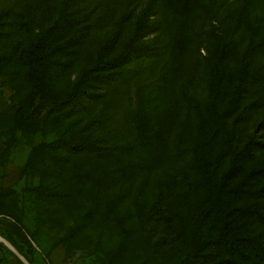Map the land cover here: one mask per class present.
Segmentation results:
<instances>
[{
  "label": "rangeland",
  "instance_id": "obj_1",
  "mask_svg": "<svg viewBox=\"0 0 264 264\" xmlns=\"http://www.w3.org/2000/svg\"><path fill=\"white\" fill-rule=\"evenodd\" d=\"M148 1L0 0V264H132V256L150 255L146 235L135 231L126 240L127 254H119L117 231H100L101 194L74 187L70 207L63 208L41 193V188L36 189L57 181L52 174L39 173V158L31 172L25 170L33 163L35 148L59 139V134L76 143L87 130L115 128L114 120L121 113L111 105L105 108L102 99L73 107L75 96L83 90L108 96L116 92L124 99L135 98L137 93L152 98L150 108L168 132V142L162 146L167 152L160 161L163 165L149 172L148 187L139 192L138 204L159 194L161 208L181 210V221L190 209L196 212L208 184L206 171L193 163L192 150L203 143L207 168H213L220 188L231 192L226 197L228 207H255L264 212V0H199L200 10L168 15L162 22L151 12L150 27L138 39L142 51L126 66L132 70L133 85L126 87L120 77L107 83L95 73L81 78L86 69L122 52L123 41L110 40L117 33L132 34L133 21ZM192 31L198 35L192 37L202 43L199 51L191 42L182 43ZM217 35L225 43L217 112L234 103L223 125L218 118L212 124L205 118L212 98ZM37 36L46 40L48 53L46 66L39 70L28 67L22 58V51ZM132 102L124 101L121 109ZM93 115H104V123L91 122ZM166 115L175 119L166 121ZM214 130L205 144L207 134ZM221 153L225 155L220 165L210 167ZM80 161L76 163L84 164ZM45 162L48 169L54 166L53 161ZM73 166L70 161L64 164L58 179L74 183L80 174L79 167ZM249 190H260L261 195L250 197ZM91 210L95 215L84 221L87 229L76 239L69 238L72 221L83 220ZM66 215L71 217L62 220ZM228 221L238 223L239 234L252 229L264 241V221L242 210L231 213ZM214 222L222 224V218ZM164 226L158 223L154 238L168 233ZM262 260L264 264V256ZM149 264H166V259L155 255Z\"/></svg>",
  "mask_w": 264,
  "mask_h": 264
},
{
  "label": "trees",
  "instance_id": "obj_2",
  "mask_svg": "<svg viewBox=\"0 0 264 264\" xmlns=\"http://www.w3.org/2000/svg\"><path fill=\"white\" fill-rule=\"evenodd\" d=\"M200 7L199 0H149L135 17L132 34L124 37L117 33L110 40V43H115L118 39L122 40V52L100 65L86 69L81 78H89L91 73H95V75H103L107 83L113 84L120 77L126 87L133 85L132 70L126 66L133 62L142 51L138 39L150 27L148 21L150 13L153 12V15H157L159 21L162 22L168 15L184 16L200 10ZM125 21L122 19L121 23ZM193 35L198 37L196 32L192 31L188 37H183L182 43L187 46L191 42L196 51H199L202 43L193 38ZM215 41V56L210 78L212 98L206 109L205 118L210 124L218 118V122L223 125L225 118L232 112L234 103H230L222 112H217L216 97L223 79L225 43L218 35ZM46 44V40L41 36L29 42L22 51L23 61L28 67L39 70L46 66L48 59ZM143 48L147 49V45ZM99 99H102L105 108L111 105L117 110L116 113H121L120 117L114 120L115 128L87 130L84 139L76 143L62 139V134H59V139L43 147L37 146L30 159L33 163L29 162L26 165V172L32 171L36 159L39 158V173L52 174L57 181L41 185L36 189L41 188V193L56 200L58 204L63 205V208L70 207L74 187L87 188L89 192L101 194L103 211L101 212L102 222L99 225L100 231L102 233L106 229L117 231L119 236L117 252L119 254H127L126 240L135 231L140 235H146L147 243L151 247L150 255L146 258L134 255L131 258L132 264H149L150 260H154L155 255L164 256L166 264H262L264 241L261 233L253 234V230L249 229L244 234L243 232L239 234L238 223L228 221V217L236 210L239 212L242 210L264 221V212L255 207L247 209L241 206L228 207L226 197L231 192L228 193L223 188L221 189L213 168H207L201 151L203 143L192 150L193 163L200 170L206 171L205 178L208 184L205 196L197 206L196 212L190 209L181 221V210L170 207L167 211L161 208L162 202L159 194L151 201L147 199L145 203L138 204L139 192L148 187L149 172L163 165L160 161L166 157L167 148L162 146L168 142V132L164 131L165 126H159L160 118L150 108L152 98L144 93H137L135 98L128 96L124 99L116 95V92L108 96L102 92L83 90L75 96L73 107H84L86 103H95ZM132 99V105L126 103V108L121 109L124 101ZM110 118L112 119V116ZM103 119L104 115L101 117L93 115L91 122L96 120L99 124H103ZM171 119L174 120L175 117L166 115L164 118L166 121ZM74 133L81 134L80 131H74ZM214 133L215 130L207 134L205 144L210 142ZM61 151H65L67 155L61 154ZM224 155L225 153H221L215 156L212 164L208 165L219 166ZM80 159L84 160V164L76 163ZM46 160L53 161L54 166L50 169L46 168ZM69 161L70 166L74 163L73 168L79 167L80 175L74 178L75 184L72 181L63 182L58 179L63 165ZM157 163L160 165L156 166ZM151 164L154 167H150ZM58 181L60 182L57 183ZM246 194L250 197L260 196L261 191L249 190ZM156 214L162 215L161 218L157 219ZM94 215L95 211L91 210L84 214L83 220H80L81 218L79 221L73 220L68 230V237L76 239L82 234L87 229L84 221L93 219ZM69 217L71 216L66 215L62 220L69 219ZM219 217L222 218V224L217 225L214 221H217ZM210 219L212 224L208 223ZM163 222L166 225L163 228L168 233L154 238L152 233L155 227ZM152 249L158 251L152 252Z\"/></svg>",
  "mask_w": 264,
  "mask_h": 264
},
{
  "label": "bare ground",
  "instance_id": "obj_3",
  "mask_svg": "<svg viewBox=\"0 0 264 264\" xmlns=\"http://www.w3.org/2000/svg\"><path fill=\"white\" fill-rule=\"evenodd\" d=\"M2 240L4 241V243L6 244V245H8V247H10L12 250H15V248L8 242V241H6L5 239H3L2 238ZM21 259L25 262V260L21 257ZM26 263V262H25ZM27 264V263H26Z\"/></svg>",
  "mask_w": 264,
  "mask_h": 264
},
{
  "label": "water",
  "instance_id": "obj_4",
  "mask_svg": "<svg viewBox=\"0 0 264 264\" xmlns=\"http://www.w3.org/2000/svg\"><path fill=\"white\" fill-rule=\"evenodd\" d=\"M13 251H14L17 255H19L18 252H17L16 250H13Z\"/></svg>",
  "mask_w": 264,
  "mask_h": 264
}]
</instances>
